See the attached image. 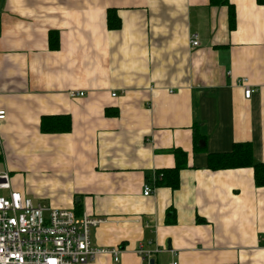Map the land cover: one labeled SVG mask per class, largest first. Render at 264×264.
Segmentation results:
<instances>
[{
  "label": "crops",
  "instance_id": "obj_1",
  "mask_svg": "<svg viewBox=\"0 0 264 264\" xmlns=\"http://www.w3.org/2000/svg\"><path fill=\"white\" fill-rule=\"evenodd\" d=\"M228 2L232 29L210 0H0V170L34 203L103 219L91 242L119 259L85 264H264V186L252 167L207 166L236 141L264 163V2ZM58 114L69 132L42 133ZM177 148L178 187L154 184ZM138 244L159 251L146 259Z\"/></svg>",
  "mask_w": 264,
  "mask_h": 264
},
{
  "label": "built area",
  "instance_id": "obj_2",
  "mask_svg": "<svg viewBox=\"0 0 264 264\" xmlns=\"http://www.w3.org/2000/svg\"><path fill=\"white\" fill-rule=\"evenodd\" d=\"M189 39L192 46L198 45L196 34ZM238 83L249 98L253 88L244 78H239ZM70 95L83 92L72 91ZM5 116V110L0 108V122ZM142 187L144 196L154 189L147 182ZM102 221L85 212L77 215L73 209L34 203L12 189L9 172L0 170V264H85L96 255L107 253L118 261L119 248L97 247L91 242V228ZM137 246L135 252L146 259L159 251ZM168 264L180 263L172 260Z\"/></svg>",
  "mask_w": 264,
  "mask_h": 264
},
{
  "label": "trees",
  "instance_id": "obj_3",
  "mask_svg": "<svg viewBox=\"0 0 264 264\" xmlns=\"http://www.w3.org/2000/svg\"><path fill=\"white\" fill-rule=\"evenodd\" d=\"M259 4L264 2V0H257ZM211 5L222 4L226 5L228 8V22L232 29L235 22V9L232 4L230 5L228 0H210ZM106 25L109 29H118L121 26V20L118 16L115 8L107 9ZM55 43L53 47L57 46V34L56 32L49 33V42ZM71 128V117L64 114L58 115H43L40 122V131L42 133H59V132H69ZM202 138V135L197 129L193 132V141L197 145L198 140ZM175 157V166L172 168H163L156 170L154 184L169 186L173 189L178 187L179 183V169L186 167L187 156L186 153L177 148L172 150ZM207 166L211 170H220L222 168H237V167H252L253 169V180L256 186H264V163L255 161L252 154V145L249 141H236L232 149L228 152L221 153H208ZM150 183V179L147 180ZM75 214H80L81 208L76 203L73 209ZM167 222H174L175 216L172 210L167 211Z\"/></svg>",
  "mask_w": 264,
  "mask_h": 264
},
{
  "label": "water",
  "instance_id": "obj_4",
  "mask_svg": "<svg viewBox=\"0 0 264 264\" xmlns=\"http://www.w3.org/2000/svg\"><path fill=\"white\" fill-rule=\"evenodd\" d=\"M153 258H151L150 260H149V264H153Z\"/></svg>",
  "mask_w": 264,
  "mask_h": 264
}]
</instances>
